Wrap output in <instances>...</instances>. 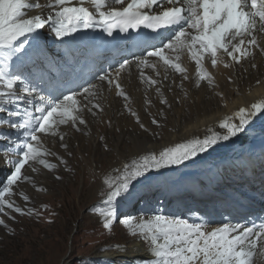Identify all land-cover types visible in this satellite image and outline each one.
<instances>
[{
	"label": "snow or ice",
	"instance_id": "6c2138e0",
	"mask_svg": "<svg viewBox=\"0 0 264 264\" xmlns=\"http://www.w3.org/2000/svg\"><path fill=\"white\" fill-rule=\"evenodd\" d=\"M26 9L36 10V14L29 16ZM86 30H100L107 37L130 30L138 35L147 31L149 35L138 40L141 55L116 60L115 66L109 63L106 69L90 68L89 78L80 83L75 78L55 79L48 75L60 61L46 51L42 35H50L62 43L66 37ZM261 34H264V0H0V128L12 130L14 135L6 136L5 140L8 149L16 152L14 159H5L11 168L10 174L0 180V213L9 209L21 216L40 215L36 208L27 207V203L18 206L11 198L19 182L34 183L22 170L26 165L33 172L37 170L34 165L49 171L56 170L59 164L66 165L67 161L52 153L42 138H58L60 146L67 150L61 126L75 131L88 128L86 113L93 117L104 113L105 93L114 91L123 99L124 109L142 132L153 138L160 136L129 106L131 97L122 81L125 73L132 74L133 67L139 81L149 88L162 84V80L147 75L146 69H152L160 77L162 68L165 80L169 72L187 80L188 69L181 63L186 53L195 63L196 86L202 82L213 86L209 66L217 68L224 58L230 62L224 63L225 67L238 65L254 57V49L264 54V46L258 41ZM153 39L156 43H148ZM155 90L160 93L161 88ZM218 96L227 107L225 94ZM145 103L150 105L151 101L146 99ZM161 103L167 105V100L162 99ZM262 118L264 98L224 115L216 122L219 130L207 127L203 136L146 149L121 160L102 178L98 195L107 210L100 214L101 227L112 231L120 224L128 230L133 243L145 244L149 255L142 264H254L258 241L264 244V220L228 221L208 230L210 222L206 219L168 215L161 209L149 210L137 218L121 211L120 206L129 202L137 185L162 175V170L195 163L202 158L201 154H208L220 142L239 139ZM101 123L112 127L111 119ZM151 124L157 128L164 126L156 117L151 118ZM98 139L105 151H111L106 136ZM51 155L56 156L58 163L50 162L47 157ZM55 178L62 179L59 175ZM261 183L264 185V181ZM19 195L25 202L30 201L28 195ZM0 225L7 227L2 218ZM113 249L127 252L119 244L109 245V250Z\"/></svg>",
	"mask_w": 264,
	"mask_h": 264
},
{
	"label": "rangeland",
	"instance_id": "374dc122",
	"mask_svg": "<svg viewBox=\"0 0 264 264\" xmlns=\"http://www.w3.org/2000/svg\"><path fill=\"white\" fill-rule=\"evenodd\" d=\"M262 35L264 36V34ZM240 69L239 64H232L230 76L234 81L240 78ZM159 70L164 74L163 69ZM145 71H147V75L162 80V84L155 85L152 88H149L146 84L142 85L139 82L136 71H133L131 75L125 73L124 75L127 79L123 77L122 84L131 97L129 106L134 111L138 110L137 113L146 126L149 125L150 129L158 132V128L151 124L152 117H148L149 119L144 121L146 118L144 119L142 114L139 113L138 100L135 96H132L134 95L133 93L136 91L143 92V102L146 106L143 105L142 107L147 108V104L145 103L146 98L152 101L151 103L157 102L155 99L156 87H162L161 91L165 87L167 89L173 84L171 83L168 86L167 83L165 85V82L176 78L174 82L175 88L180 91L179 88L182 84L189 86L188 93L191 91L189 93V101L191 104L194 103L193 105H196L198 97L196 91L198 87L196 88L195 84L189 81V79L183 80L180 74L169 72V80H163L164 75L161 74L160 77H156L152 69H146ZM133 77H136V79L134 78L136 81ZM191 79L193 80V78ZM214 84L217 88L220 87L215 80ZM229 84L232 86L233 82L229 81ZM151 90L152 92H150ZM222 91L221 89L216 90L215 93L218 95L219 93H223ZM180 93L183 92L180 91ZM105 97L103 101L105 111L103 114L93 117L90 113H86L88 128L82 131H75L68 126H61L60 131L65 135L63 143L68 145L67 150L60 146L61 141L58 138H42L45 146L52 153H57L63 157L67 161V164H59L58 168L53 171L46 170L40 165H34L37 169L35 172L27 165L22 170L25 175L33 178L34 183L28 181L19 182L14 188L16 194L11 198L18 206L23 207L27 203V207L36 208L40 215L21 216L9 209H6L5 213H0V218L4 219L7 224V227L0 225V264H142V260L148 257L144 256L138 261H119L117 258H110L106 254L107 251H111L109 250V245L119 244L121 247H126L129 245L132 237L128 234V230L120 224H116L112 231L101 227V224L98 222L101 219L100 214L107 209L101 202L98 192L102 187L103 175L110 171V168H113L116 159L118 160V155H121V153L123 155L128 154L130 148L136 143L135 140L138 134L135 132L136 135H134L133 131L128 129V125L131 123L130 127L134 126L135 129H139V127L136 125L134 118L124 109L122 98H118L114 91L105 93ZM174 98V96H169V99L167 97L166 100L171 105L170 109H173V113L176 111L174 113L176 114L178 110L181 111V107L183 106L177 103L178 101H175L176 99L174 100ZM201 99L202 101L204 100L203 98ZM217 100L219 101V96ZM159 104L165 113L163 112V114L156 116V118L160 120L162 125H169L171 120L166 113L168 105L161 102ZM134 106L137 108L134 109ZM109 119L112 121L111 128L106 123H101V120L108 121ZM167 125H164L162 128L168 127ZM116 128H120L122 131L116 132ZM9 130H0V140H3L0 141V147L4 145V148H7L8 143L5 140V135H7ZM145 134L152 137L150 133ZM10 135H14V133ZM101 135L106 136L111 151L104 150L103 142L98 139ZM263 149L264 146L258 153L254 154H261ZM68 153H71V155L69 156ZM10 156L15 158L16 152L10 149ZM47 158L50 162L58 163L55 155ZM6 174H10V169ZM4 175L5 172L2 174L3 178H5ZM57 175L62 177V179L57 180L55 178ZM19 193L28 195L30 201L25 202ZM143 193L141 192V196H137L139 193L135 189L129 202L120 206L121 211L137 218L154 209H161L165 214L173 215L171 211L176 202L174 192H165L161 187L158 188L156 195L146 196L147 194L142 195ZM140 197H143V199L140 200ZM144 203L147 210L142 211L140 208L144 206ZM42 205H47L48 207L44 208ZM176 209L177 205L173 210L175 214ZM190 211L192 210L186 211L185 214H190ZM198 211L200 212L201 210ZM202 214L203 211L199 214L202 217L201 219L210 221L205 213L203 216ZM199 215L195 214L196 217ZM11 216H14L15 219H11ZM183 217L187 218L185 215ZM217 225L219 224H211L210 222L207 228L210 230L212 227H217ZM259 248L261 247L258 246L256 249L257 256H260L262 251ZM113 251L115 250L113 249ZM82 257L83 259H81ZM254 264H264V255L257 258L254 257Z\"/></svg>",
	"mask_w": 264,
	"mask_h": 264
},
{
	"label": "bare ground",
	"instance_id": "6f19581e",
	"mask_svg": "<svg viewBox=\"0 0 264 264\" xmlns=\"http://www.w3.org/2000/svg\"><path fill=\"white\" fill-rule=\"evenodd\" d=\"M25 11L29 16L36 14V10L26 9ZM45 31H47V29H45ZM87 31L89 30L78 32L72 37H66L62 43L59 40L53 39L50 35L46 37L42 35L41 39L46 40V51L50 53L51 56H54V59H57L62 58V54H66L69 45H78L79 41L77 37L79 34ZM258 41L261 46H264V36L262 34L258 36ZM57 48H59L58 53L56 51ZM253 52L254 57L249 58L248 60H242L239 64V67H241V73L240 78L237 81H234L230 76V68L232 65L229 67L224 66V63H230L227 58H224V63H221L215 69H212L209 66V71L212 72L214 80L217 81V85L220 86L218 88L215 84L213 86H209L206 82L201 83L203 85L197 88L195 84V63L191 61L186 53L183 54L181 57L182 66L188 69L187 75L189 77V81H192L197 88L196 94L198 93V97L196 99V105H193L194 103L191 104L189 101V93L191 92L190 91L188 93L189 86H184L185 84H182L181 87L179 86L180 91L183 93H180V91L175 88L174 82L176 81V78L174 80H169L170 77L168 78L169 81L165 82V85L166 83L168 86H170L171 83L173 85L167 89L165 87L162 91H160V93L156 92L155 99L157 102L151 103L150 105L147 104V108L142 107L144 105L143 92H134V95L132 96H135L138 100V107H140L139 113L142 114L144 119L146 118L144 121L148 120V117L159 116L161 114V110L163 109L159 102L167 97L169 99V96H174V100L176 99L175 101H178L177 103H180L183 107H181V111L177 109L178 113L176 114H174L176 111L173 113V109L166 107V113L170 117L171 122L169 125L164 124L168 126L166 128H158L160 136L156 139L145 134L138 128L135 129L134 126L130 127V123L128 125V129L131 131L135 130L138 134L135 140L136 143L132 148H130L128 154L123 155V153H121V155H118V160L116 159L113 168L116 167L121 160L130 158L143 150L159 149L163 146L173 144L181 139L191 136H203L207 127H213L216 128V130H219L216 127V122L224 115L230 114L238 106L246 103L251 104L258 99L264 98V54H261L255 49ZM252 64H255L256 67L253 68L251 66ZM58 66L59 64L55 65L53 72L56 68H58ZM206 66L208 65L206 64ZM59 70L61 69L59 68L58 71ZM133 71H136L134 67ZM168 76H170V74ZM123 77H125V75ZM229 77H231V80H229ZM134 78L136 79V77H133V79ZM191 78H193V80ZM125 79L127 78L125 77ZM258 80L260 81L259 84L256 83ZM229 81L233 82L232 86L229 84ZM139 84L137 85L139 86ZM141 84L143 85V83ZM220 89L223 90L222 92L227 97V107L224 106L222 101L220 102V100H217L218 95H216L215 92ZM150 92H152V90ZM201 98L204 100L202 101ZM167 105L169 104L167 103ZM133 108L136 109L137 107L134 106ZM163 112L165 113V111ZM146 115L148 116L146 117ZM4 130H8V128H4ZM11 133L12 130H9L7 135ZM258 142L260 143L258 144ZM263 146L264 118L256 120L253 128L241 135L239 139L232 138L231 141L220 142L219 145L214 146V150L210 149L208 154H201L202 158L196 159L195 163L186 162V166L162 170V175L157 176L144 184L137 185L136 189L139 193L137 196H141V192H144L142 195L147 194L146 196L156 195L158 188L162 187L165 192H174L177 202V209L175 210L176 214H185L188 210H198L204 208L210 212V217L214 220H223L225 222L231 221L235 223L239 220V208L232 200H230V197L225 194H221L219 188L227 187L228 189H233L231 190L233 191L232 194L235 192L237 197L245 199V196L247 195L244 196L234 190L233 186L239 185L234 184V182L238 180L240 181L242 178L243 180L245 179L247 175L245 170L246 165L243 164L248 162L250 158H252L253 167L264 173V158L254 154L258 153ZM0 149L7 148H4V145H1ZM6 158H9L7 151H0V177L4 172H7L11 168V165L5 163ZM261 181H264V178H262ZM261 181H247V187H251L250 189H256L255 187L257 185L262 184ZM249 184L251 185L249 186ZM240 185L243 187L242 183ZM247 187H243V189L237 188V190H246ZM191 202H194V204L191 205ZM145 210H147L146 206ZM258 246L261 247L259 249L264 251V244H261L258 241L257 247ZM126 248L127 252L125 253L111 250L109 252L107 251L106 254L110 258H117L119 261H138L142 257L149 255L146 246L143 243H133V240H131Z\"/></svg>",
	"mask_w": 264,
	"mask_h": 264
}]
</instances>
